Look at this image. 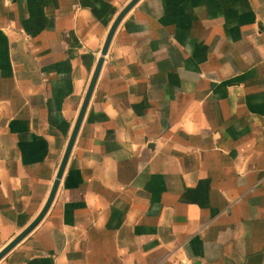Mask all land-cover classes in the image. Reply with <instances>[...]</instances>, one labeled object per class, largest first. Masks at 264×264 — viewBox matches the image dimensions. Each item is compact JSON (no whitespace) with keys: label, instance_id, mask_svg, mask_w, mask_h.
<instances>
[{"label":"crops","instance_id":"0c3cea01","mask_svg":"<svg viewBox=\"0 0 264 264\" xmlns=\"http://www.w3.org/2000/svg\"><path fill=\"white\" fill-rule=\"evenodd\" d=\"M131 1L0 0V252ZM161 262L264 264V0H140L0 264Z\"/></svg>","mask_w":264,"mask_h":264},{"label":"water","instance_id":"95a60500","mask_svg":"<svg viewBox=\"0 0 264 264\" xmlns=\"http://www.w3.org/2000/svg\"><path fill=\"white\" fill-rule=\"evenodd\" d=\"M140 0H132L123 10L122 12L118 15L116 18L114 24L112 25L109 34L107 36L104 48L101 53V58L99 59L97 68L94 72L93 78L91 80V83L89 85V88L87 90V94L85 96L83 106L81 108V111L79 113V116L77 118L73 133L71 135V138L69 140L68 146L66 148L62 163L60 165V168L58 170L54 185L52 187L50 196L40 212V214L37 216V218L23 231L21 232L14 240H12L1 252H0V261L9 253L11 252L19 243H21L30 233L34 231V229L41 223V221L44 219V217L47 215L54 199L57 194V191L59 189V186L61 184V180L63 178V175L65 173V170L67 168V164L69 162V159L71 157V153L73 151L75 142L77 140L79 131L81 129L83 120L85 118L88 106L90 104L91 98L93 96L95 87L97 85L101 70L103 68V64L105 61V56L108 53L109 47L111 45V42L113 40L114 34L121 23V21L124 19V17L129 13V11L139 2Z\"/></svg>","mask_w":264,"mask_h":264},{"label":"built area","instance_id":"2783aa9c","mask_svg":"<svg viewBox=\"0 0 264 264\" xmlns=\"http://www.w3.org/2000/svg\"><path fill=\"white\" fill-rule=\"evenodd\" d=\"M159 264H166V263H164V262H161V263H159Z\"/></svg>","mask_w":264,"mask_h":264}]
</instances>
